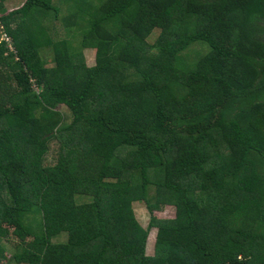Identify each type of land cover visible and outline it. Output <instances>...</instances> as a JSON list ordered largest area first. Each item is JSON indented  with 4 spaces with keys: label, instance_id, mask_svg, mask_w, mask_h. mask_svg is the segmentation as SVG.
I'll return each mask as SVG.
<instances>
[{
    "label": "trees",
    "instance_id": "obj_1",
    "mask_svg": "<svg viewBox=\"0 0 264 264\" xmlns=\"http://www.w3.org/2000/svg\"><path fill=\"white\" fill-rule=\"evenodd\" d=\"M6 1L8 261L264 264V0ZM166 207L172 219L154 216Z\"/></svg>",
    "mask_w": 264,
    "mask_h": 264
},
{
    "label": "rangeland",
    "instance_id": "obj_2",
    "mask_svg": "<svg viewBox=\"0 0 264 264\" xmlns=\"http://www.w3.org/2000/svg\"><path fill=\"white\" fill-rule=\"evenodd\" d=\"M24 0H7L4 3V6L8 9L7 12H13L16 10H19L21 8V6L23 5ZM63 13H65V11H62ZM5 35L3 34V30L2 28H0V42L1 41H6L5 40ZM8 44H10V40L9 42L6 41ZM10 46V45H9ZM8 46V47H9ZM205 52V50L202 49V47L198 46V47H194L191 51L192 55H195L196 52ZM188 55V54H187ZM40 57L45 61H50L52 58V54L50 51H44L40 54ZM83 57L86 63V66L91 68L94 66V61H95V51L92 50H86L83 52ZM35 89V88H33ZM63 112H66L65 109H62ZM57 152V145L56 144H52L50 146V153L48 155V157L46 158V160H51V158L53 157V155ZM83 201V200H80ZM133 212L135 214V217L138 221V223L144 228L146 229L148 224H149V218L150 215L148 214V211L146 210V206L144 204H133ZM176 210L170 207H166L163 208L160 212L155 213L154 216L158 219H172L175 215ZM156 232L157 230L151 229L148 235V239H147V245H146V255L147 256H154L155 254V239H156ZM0 248L3 250L4 255L3 259H0L2 262H0V264H17L16 261H8V259L6 258L7 256H13L16 252V249L13 247V244H11L10 242H8L6 239H2V241L0 242ZM5 256V257H4Z\"/></svg>",
    "mask_w": 264,
    "mask_h": 264
},
{
    "label": "built area",
    "instance_id": "obj_3",
    "mask_svg": "<svg viewBox=\"0 0 264 264\" xmlns=\"http://www.w3.org/2000/svg\"><path fill=\"white\" fill-rule=\"evenodd\" d=\"M5 37H6V36H5ZM5 40L9 42V38L6 37ZM9 47H11V46H9ZM10 50H13L12 47H11Z\"/></svg>",
    "mask_w": 264,
    "mask_h": 264
}]
</instances>
